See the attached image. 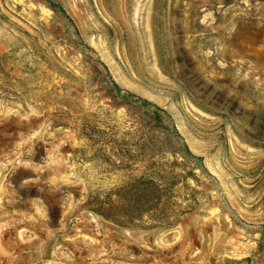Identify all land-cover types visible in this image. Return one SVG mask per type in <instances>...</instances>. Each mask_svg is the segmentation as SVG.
<instances>
[{
    "label": "rangeland",
    "instance_id": "1",
    "mask_svg": "<svg viewBox=\"0 0 264 264\" xmlns=\"http://www.w3.org/2000/svg\"><path fill=\"white\" fill-rule=\"evenodd\" d=\"M0 264H264V0H0Z\"/></svg>",
    "mask_w": 264,
    "mask_h": 264
},
{
    "label": "trees",
    "instance_id": "2",
    "mask_svg": "<svg viewBox=\"0 0 264 264\" xmlns=\"http://www.w3.org/2000/svg\"><path fill=\"white\" fill-rule=\"evenodd\" d=\"M182 166L183 167H186V168H189V167H191V165H192V160H195V157L190 153V151L188 150V148H183L182 149ZM193 170H194V168H191V170L190 171H188V172H185V170H183V172L185 173V174H183L182 176L183 177H186L187 175H189L190 173L191 174H193ZM182 172V173H183ZM154 185V184H153ZM152 192H151V195H152V199H151V205L153 204V202H154V200L156 199V196L157 195H159V193H160V191L157 189V186H154L153 188H152ZM139 194H143V190H139V191H137ZM139 199L141 198L142 199V197L141 196H139L138 197ZM144 204H141V203H139L138 204V206L139 207H142Z\"/></svg>",
    "mask_w": 264,
    "mask_h": 264
}]
</instances>
